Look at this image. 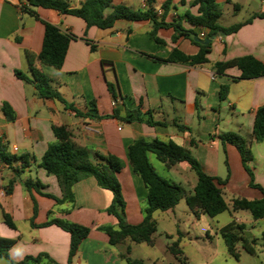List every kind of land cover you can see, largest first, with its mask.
Here are the masks:
<instances>
[{
    "label": "crops",
    "instance_id": "1",
    "mask_svg": "<svg viewBox=\"0 0 264 264\" xmlns=\"http://www.w3.org/2000/svg\"><path fill=\"white\" fill-rule=\"evenodd\" d=\"M82 1L67 0L68 8H79ZM165 1L154 0L152 7L157 11ZM192 1L169 0L164 23L170 24L174 18H181L186 13L196 14V8L190 6ZM215 1L219 5H231L232 10L234 4L239 6V11L231 12L228 23L222 21L221 14L218 19L221 27L241 26L233 34L213 37L207 62L190 65L157 60L167 59L173 49L186 56L198 52L191 38L178 35L173 39L174 30L170 26L156 28L154 35L160 41H155L150 34L153 23L148 20L120 19L109 29L86 28L84 21L75 16L45 8L35 9L32 16L20 11L18 0H0V141L7 153L17 158L10 164L0 161V238L13 240L8 251L12 261L47 255L55 264H67L69 233L54 224L44 225L51 219L89 229L72 264H127L121 255L127 246L129 256L137 248L138 244L129 240L110 245L107 235L99 230L103 226L117 228V219L105 212L112 201V193L101 189L93 177L73 185V202L61 204L47 196L61 198L55 176L39 166L47 146L55 139L53 127L58 126L67 127L73 144L85 148L94 164L100 162L99 156L113 155L122 160L123 167L116 178L127 223L139 224L147 206L146 188L128 162V147L138 139L171 141L188 150L205 174L224 181L219 188L229 209L214 217L201 214L199 219L188 209L194 222L212 223L211 230L217 236L221 227L234 221L244 226L241 235L254 242V249L264 250V226L258 225L264 218L254 220L248 211L230 210L234 199L253 201L262 198L264 142L255 140L252 127L255 109L264 105V76L240 79V71L234 66L225 69L223 74H217L214 69L217 63L245 56L264 64V0H260L261 6L245 19H240L241 7L234 0L231 3ZM112 4L124 5L133 11L147 9L145 0H112ZM109 12L107 9L105 14ZM156 15V21L160 22L161 16L157 12ZM180 22L183 29L197 35L207 32L199 26L192 27L184 19ZM44 24L53 25L72 37L59 69L43 64L38 58ZM91 45L93 50H90ZM16 70L30 79L32 71L48 78L51 88L81 114L65 109L58 101L39 97L33 83L15 76ZM107 83L115 86L116 95L120 97L115 105ZM222 85L228 86L223 101L219 99ZM4 105L10 110L11 119L4 114ZM114 108L118 119L113 116ZM132 110L138 111L140 120L124 122L122 119L127 111ZM223 114L227 116L222 118ZM224 119L227 123L222 126ZM226 132L237 133L246 140L251 153L248 165L252 182L259 188L250 186V177L237 149L219 140L218 135ZM149 154L152 153H147L148 161L157 173ZM162 166L167 175L190 168L184 162L170 168ZM26 179L39 181V192L27 190ZM196 180L195 176L192 190ZM183 202L186 204L185 198ZM179 204L180 201L171 210L155 211L152 218L156 225L163 222L173 231L179 220L176 211ZM4 215L9 216L14 228L4 224ZM172 231L165 232L167 238H173ZM167 247L166 252L175 262H180ZM0 264L11 263L0 258ZM39 264L53 263L43 257Z\"/></svg>",
    "mask_w": 264,
    "mask_h": 264
},
{
    "label": "trees",
    "instance_id": "2",
    "mask_svg": "<svg viewBox=\"0 0 264 264\" xmlns=\"http://www.w3.org/2000/svg\"><path fill=\"white\" fill-rule=\"evenodd\" d=\"M20 3V11L29 15H35V9L45 8L56 10L61 14L71 15L82 19L86 28L96 27L97 29L112 28L117 20H127L130 22L151 21L153 29L150 34L155 41H160L155 37V30L158 27H172L174 30L173 39L178 35L191 38V42L198 47V52L192 56H186L177 49H173L170 56L165 59H157L159 62H184L190 65L202 64L207 62L206 55L209 52L210 41L205 44L206 39H212L214 34L223 32L225 35L235 33L241 24H235L227 28H223L218 24V19L222 14L219 4L215 0H193L191 7L196 8V14L186 13L183 17H176L170 24L164 23L163 19L168 10L169 0H166L161 5L162 14L160 22L156 21V10L152 7L154 0H145L147 9L145 11H133L124 5H113L112 0H83L79 8H68L67 0H18ZM226 3H231V0H225ZM109 9L110 12L105 14ZM239 11V6L233 5V12ZM184 19L192 27L199 26L207 32L204 38L195 34L191 30L183 29L180 20ZM250 21V20H248ZM247 21V22H248ZM72 37L62 33L57 27L44 24V33L42 45L38 54L39 60L48 66L59 69L61 68L65 55L68 49L69 42ZM94 46H90L93 50ZM155 59V58H154ZM236 67L240 71V79H253L264 76V64L253 57L245 56L237 58L225 63H217L215 72L223 74L225 69ZM15 76L26 82L34 84L36 93L41 98L51 99L60 102L65 109H70L76 115L81 113L68 104L59 93L54 91L49 83L48 78L32 71V79L23 75L19 71H14ZM107 88L111 93L114 104L117 103L115 86L112 83H107ZM228 93V86L222 85L219 90V99L225 100ZM3 112L8 119L12 118L10 110L4 105ZM113 116L119 118L117 110L114 108ZM124 122H132L140 120L138 111H127L126 116L122 119ZM148 124H154L148 122ZM54 141L51 142L39 163V166L45 170L47 174L55 176L58 185L61 189V198H53L57 203L73 202L72 187L75 183L87 177H93L97 185L104 190L112 193V201L106 209V213L114 216L117 219V228L111 226L99 227V230L104 232L108 237L110 245H117L129 240L133 243H145L148 246H153V234L156 232V222L152 218L155 211H167L173 209L183 197V189L175 183H170L160 177L150 165L147 153L154 154L155 158L164 164L166 168H170L178 163H186L196 176V184L193 187L192 194L185 198L187 208L192 215L199 219L201 214L209 217H214L227 209L228 205L222 197V191L219 188L224 184V181L219 178H214L205 174L197 161L192 157L190 152L173 142H163L158 139L146 141L144 139L135 140L128 147V162L133 173L142 180L147 192V206L143 210L142 221L137 225H131L125 221L123 210L124 201L121 195L120 184L116 178V174L122 169L123 162L121 159L113 156H99V163L94 164L85 148L76 147L70 139V133L65 126L53 127ZM252 134L256 141L264 142V105L258 107L254 111V121ZM222 144L233 145L241 158L243 168L250 177V186L259 188L252 182V171L248 165L251 160V153L248 149L246 140L239 134L234 132H226L218 135ZM17 161L16 157L9 155L5 146L0 141V161L5 164H10L12 161ZM25 164V158H21ZM41 186L37 180L26 179L25 188L27 190L34 189L37 192ZM262 198L259 200L249 201L246 199L232 200L230 210L232 212L248 211L254 220L264 218V190L260 188ZM3 222L9 228H14V225L9 216L4 215ZM54 224L62 230L69 233V251L68 262L72 264V259L75 256L78 247L83 239L89 233V229L85 226L63 221L60 219H51L44 225ZM244 226L231 221L219 230V235L222 238L226 247L227 253L235 260L239 259L237 245L248 254H255L254 242L245 239L241 233ZM178 235V233H177ZM178 238L167 247L176 259L184 264L182 259V251L179 247ZM13 245V240L0 238V258H4L11 264H39L45 257L49 263L55 264L47 255H39L37 257H24L19 262H14L9 258L8 251ZM130 248L126 247L121 255L127 264H145L141 259H132L129 256Z\"/></svg>",
    "mask_w": 264,
    "mask_h": 264
},
{
    "label": "rangeland",
    "instance_id": "3",
    "mask_svg": "<svg viewBox=\"0 0 264 264\" xmlns=\"http://www.w3.org/2000/svg\"><path fill=\"white\" fill-rule=\"evenodd\" d=\"M234 2L241 7L240 19L247 18L251 12L261 6L260 0H234ZM220 6L222 8V21L224 23L230 22L231 12L233 11L232 6L224 3ZM225 111L228 112L227 109ZM224 116L227 115L223 114L222 118ZM226 121L227 119L221 121V125L224 126L227 123ZM148 156L161 177L178 184L183 189V197L178 208H176L179 220L176 222V226H173V231L169 227H165L163 222H158L154 235L155 245L149 247L144 243L138 244L133 254L130 255L131 258H141L146 262L143 261L145 264H151L149 260L156 261L157 264H183L182 262H175L174 258L165 250L166 246L171 245L179 238V247L182 251L181 261L186 264H264V250L257 247L255 248V254L250 255L238 245L239 259L235 260L227 253L221 237L219 235L215 236L213 229L211 230L212 223L194 222V218L189 214L186 204H183L184 198L192 193L193 182H195V174L190 168H187V170L179 169L178 172L173 171L171 175H167L162 168V164L155 159L154 154ZM192 222L193 224H191ZM258 223L259 226H264V221ZM207 230L208 232H206ZM169 231L173 232V238L166 237L165 232ZM208 235L211 237H207Z\"/></svg>",
    "mask_w": 264,
    "mask_h": 264
},
{
    "label": "water",
    "instance_id": "4",
    "mask_svg": "<svg viewBox=\"0 0 264 264\" xmlns=\"http://www.w3.org/2000/svg\"><path fill=\"white\" fill-rule=\"evenodd\" d=\"M223 35H224L223 32H218V33L214 34L213 37H222ZM209 41H210V39H206V40L204 41V43H205V44H208Z\"/></svg>",
    "mask_w": 264,
    "mask_h": 264
},
{
    "label": "built area",
    "instance_id": "5",
    "mask_svg": "<svg viewBox=\"0 0 264 264\" xmlns=\"http://www.w3.org/2000/svg\"><path fill=\"white\" fill-rule=\"evenodd\" d=\"M156 12H157L158 15H161V13H162L161 8H159ZM199 36H200L201 38H204V37H205V34L202 32V33L199 34ZM113 104H114V103H113ZM114 105H115V104H114ZM14 150H16V148H14Z\"/></svg>",
    "mask_w": 264,
    "mask_h": 264
}]
</instances>
